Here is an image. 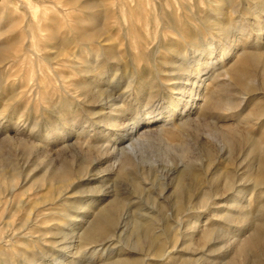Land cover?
I'll use <instances>...</instances> for the list:
<instances>
[{
    "label": "rangeland",
    "instance_id": "rangeland-1",
    "mask_svg": "<svg viewBox=\"0 0 264 264\" xmlns=\"http://www.w3.org/2000/svg\"><path fill=\"white\" fill-rule=\"evenodd\" d=\"M0 49V264H264V0H0Z\"/></svg>",
    "mask_w": 264,
    "mask_h": 264
},
{
    "label": "bare ground",
    "instance_id": "bare-ground-1",
    "mask_svg": "<svg viewBox=\"0 0 264 264\" xmlns=\"http://www.w3.org/2000/svg\"><path fill=\"white\" fill-rule=\"evenodd\" d=\"M96 17V16H95ZM30 35V34H29ZM33 40V39H32ZM23 41V40H22ZM27 41V40H26ZM84 41V40H83ZM90 41V40H89ZM83 45H85V44H83ZM1 50V49H0ZM4 52V51H3ZM62 53V52H61ZM56 57H58V56H56ZM46 62H48L47 60H45ZM90 61H89V63L88 62H86V64L85 65H83V71H82V73L81 74H84V75H90L91 73H92V71L95 69L94 67H91L90 66ZM49 64V63H48ZM47 64V66H46V69L48 70L49 68V65ZM52 64V63H51ZM51 68H53V67H51ZM50 68V69H51ZM96 70V69H95ZM97 73V72H96ZM52 74H53V71H52ZM57 74V73H56ZM79 74H80V72H79ZM98 74V73H97ZM58 75V74H57ZM59 76V75H58ZM57 76V77H58ZM97 76H99V74L97 75ZM55 77V76H54ZM101 77V76H100ZM94 78H95V75H94ZM94 78H91V79H94ZM57 79V78H56ZM59 80V82H61L60 81V78L58 79ZM63 80V79H62ZM89 80V79H88ZM97 80H99L98 81V83L99 82H101V81H103L104 79H102V78H99L98 77V79ZM58 82V81H57ZM113 82V81H112ZM64 83V82H63ZM97 83V82H96ZM78 85V84H77ZM87 85V84H86ZM67 87V86H66ZM65 87V88H66ZM78 87V86H77ZM130 86H128V88H129ZM95 88V87H94ZM108 88H110V86H108ZM60 89H62V88H60ZM74 89V88H73ZM101 89V88H100ZM96 90V89H95ZM63 91V90H62ZM113 91L114 90H97L95 93H91V91H90V93H81V92H79V98L77 97V101L81 104V103H89V104H95V105H98L99 106V110H100V114H99V117H100V122H99V124H105V123H108V121L110 122L112 119H113V117H114V112H116L117 110H118V103L121 101V99H122V95H123V93H121V94H118V95H116L115 93H113ZM66 92V91H65ZM76 92V91H75ZM67 93H69V92H67ZM75 95H77V94H75ZM74 95V97H76ZM73 97V98H74ZM73 98H71V99H73ZM137 123V121H134L133 122V126H131V129H130V132H129V135H125V137H123L122 139H120L119 140V142H118V145H115L114 147H113V159L114 160H117L118 161V159H120L123 155H125L126 153L128 154V152H131V145H129L128 144V146H120L123 142H126V141H128V142H133L134 141V137H136V135L138 134V128H136V126H135V124ZM110 124H112V123H110ZM113 126V125H112ZM111 126V127H112ZM53 132V131H52ZM81 133H83V132H81ZM53 134H56V130L53 132ZM140 134V133H139ZM47 135V134H46ZM103 146V145H102ZM108 149L107 148H105V149H103V151H107ZM130 154V153H129ZM126 161V160H125ZM126 167V166H125ZM124 167V168H125ZM126 169V168H125ZM124 169V170H125ZM140 218V217H139ZM124 223V222H123ZM109 224V223H108ZM125 224V223H124ZM150 224H152V223H150Z\"/></svg>",
    "mask_w": 264,
    "mask_h": 264
}]
</instances>
